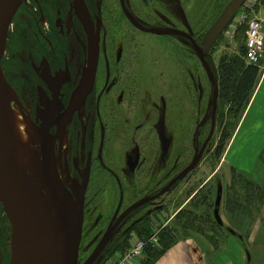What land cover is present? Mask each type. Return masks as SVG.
<instances>
[{"label":"rangeland","instance_id":"obj_1","mask_svg":"<svg viewBox=\"0 0 264 264\" xmlns=\"http://www.w3.org/2000/svg\"><path fill=\"white\" fill-rule=\"evenodd\" d=\"M99 1L107 30L108 67L121 69V77L125 82L134 77L141 87L146 89L149 87L153 91V104L143 105L149 107L154 105L155 114L145 120H142L144 119L142 115L140 116L136 142L142 155L138 156L137 160L145 158L143 165L141 160L138 166L132 160L137 166L134 171L113 169V165H110L112 159H118V162H112L114 164L121 163L122 157L117 155L108 157L106 171H97L98 168L94 167L84 203L79 264H83L97 248L104 233L124 209L159 192L173 177L192 163L195 151L200 148L209 133L213 95L207 77L188 41L179 36H156L139 32L125 23L119 11L118 0ZM231 1L125 0V4L138 22L146 28L183 31L192 35L200 45L208 29ZM245 10L246 6L239 10L232 23L205 56L211 71L217 68L223 57L243 56L247 24L241 22L240 17ZM259 16L264 17V9L259 11ZM119 59L121 61L118 64ZM263 68L264 58L260 70ZM144 84L149 85L143 86ZM140 93L141 100L147 102L146 96L151 99L150 92L147 93L141 88ZM263 95L264 82H261L256 92L255 106L236 142L230 147L229 144L235 137L244 113L240 119L233 120L227 114L228 106L218 102L215 132L197 167L163 196L134 209L107 243L108 249L102 252L94 264H106L115 254H119V251L113 250L119 242L125 241L128 251L134 241L142 240L143 238L135 232H129L128 236L126 234L131 226L144 218L150 219L152 234L156 235L166 227H173L175 230L178 220L173 219L181 210L182 212L191 210L203 217L211 214L216 224L226 226L228 220L224 209L226 205L233 206L234 202L244 200L245 192L242 186L244 181L258 185L263 196L262 202L255 200L250 211L248 210V213L254 216L253 226L256 225L259 229L252 228L251 245H248L247 238L243 237V229L238 237H229L234 245L226 246L217 264L226 262L244 264V261L246 264V259L247 264H264L262 245L264 241L255 236L256 231L258 235L260 232L264 233ZM149 107L145 109L151 110ZM164 110L167 112L166 118ZM159 113L163 116L159 117ZM224 128L230 134L223 153L224 155L229 147L224 169L227 171L230 166L237 169L233 170L234 179L229 186L223 181L222 174L216 173L220 160L214 157V150ZM156 129L163 132L168 150H161L163 147L160 148L158 143ZM38 147L39 144L36 147L37 151ZM146 148L149 150L145 151ZM93 156L99 158L101 154L94 151ZM81 169L83 172V167ZM206 181L207 184L201 188L202 183ZM187 198H190L189 201ZM185 201L187 204L183 207ZM233 208L235 209L234 206ZM213 237L219 247H223V242L228 238L221 233H216ZM240 245L244 253L237 250ZM239 253L243 262L234 258L238 257Z\"/></svg>","mask_w":264,"mask_h":264},{"label":"flooded vegetation","instance_id":"obj_2","mask_svg":"<svg viewBox=\"0 0 264 264\" xmlns=\"http://www.w3.org/2000/svg\"><path fill=\"white\" fill-rule=\"evenodd\" d=\"M83 3L95 32L99 23L98 61L88 94L82 96L80 89L89 72L90 48L73 0H23L9 25L1 70L27 117L40 129L47 151L67 170L70 180L67 188L73 198L88 168L85 203L94 167L106 171L109 156L122 157L119 165L112 163L118 162L117 158L111 161L116 170L134 171L140 160L144 164L145 158L137 160L142 155L136 142L140 116L145 120L155 113L154 105L151 110L145 109L149 105H143L153 104V91L149 87H141L134 77L125 82L121 69L108 67L107 30L100 1L83 0ZM123 4L140 24L125 0ZM118 6L125 23L135 29L123 13L120 0ZM146 85L149 84L143 86ZM141 88L151 93V99L146 96L147 102L141 100ZM166 113L164 110V118ZM157 135L161 150H168L163 132ZM94 151L101 156L94 157ZM10 236V225L0 204V264H9Z\"/></svg>","mask_w":264,"mask_h":264},{"label":"water","instance_id":"obj_3","mask_svg":"<svg viewBox=\"0 0 264 264\" xmlns=\"http://www.w3.org/2000/svg\"><path fill=\"white\" fill-rule=\"evenodd\" d=\"M23 0H0V204L7 216L11 229L10 261L9 264H78V252L82 238L84 220V196L88 183V168L82 184L75 189V196L61 185L57 171L53 165V156L47 151L44 137L40 141L38 154L41 176L48 199L53 200L66 214L68 229L63 225L57 213L45 201L35 197L25 184L15 168L10 155V130L7 110V100L4 85H7L2 70L7 33L12 18ZM74 9L88 37L90 48L89 66L86 81L80 93L88 94L93 87L95 70L99 54V23L95 32L85 10L83 0H73ZM245 0H232L219 15L217 20L206 32L201 44L198 45L192 36L179 30H157L142 27L126 11L123 0H120L123 13L138 31L156 36H179L188 41L207 77L213 95L210 107V129L192 163L173 177L159 192L153 196L141 199L126 208L102 236L99 245L83 264H94L104 251L109 240L117 232L119 226L136 208L155 201L166 194L174 185L192 172L199 164L203 153L211 141L216 125L217 101L219 96L218 84L213 72L207 65L205 56L224 32ZM157 133L161 131L157 129ZM49 216L54 224L51 241L44 231L43 218Z\"/></svg>","mask_w":264,"mask_h":264},{"label":"trees","instance_id":"obj_4","mask_svg":"<svg viewBox=\"0 0 264 264\" xmlns=\"http://www.w3.org/2000/svg\"><path fill=\"white\" fill-rule=\"evenodd\" d=\"M244 56L245 49L243 56H234L231 58L223 57L219 61L217 68L215 70L214 68L212 69L218 84L219 96L217 103L221 102L228 106L227 114L233 120L240 119L247 109L261 76L260 67L247 65L243 59ZM229 139L230 134L227 129L224 128L220 133L217 146L214 150V157L216 159L220 160L222 157ZM233 170L231 171V184L234 179ZM242 184L245 192L244 200L242 202L233 201L235 209L232 205H226L224 209V213L231 218V224L239 229L253 224L254 216L251 215L250 212L248 213V210L250 211L255 200L263 201V196L258 185L246 181L242 182ZM149 220L150 219L144 218L137 221L133 227L131 226L126 236H128L129 232H135L141 238L148 239L153 235V228L150 226ZM173 220H178L175 224L176 229L174 230L173 227H166L160 230L157 234V245L154 247L149 246L144 250L143 259H145L142 264H154L179 241L192 239L196 235L205 238L213 247L214 251L218 252L222 247L218 246L213 236H216V233L225 234V238L228 236L225 229L221 227V224L217 223V225L216 222L213 221L211 214H207L203 217L200 214L196 215V213L191 210L185 212L181 210ZM243 237L247 238L245 235ZM224 243L225 241L223 245ZM107 249L108 247H106L104 251ZM127 249L125 241H122V243L119 242L118 245L116 244L115 247H113L114 252L119 251L120 254L125 253Z\"/></svg>","mask_w":264,"mask_h":264},{"label":"bare ground","instance_id":"obj_5","mask_svg":"<svg viewBox=\"0 0 264 264\" xmlns=\"http://www.w3.org/2000/svg\"><path fill=\"white\" fill-rule=\"evenodd\" d=\"M4 93L7 100L12 162L33 195L48 203L57 213L58 218L61 219L66 229H68L66 214L53 200L47 198L44 182L39 175L40 157L36 147L41 141L40 129L30 121L19 104L16 95L7 85H4ZM61 142L64 147V135L61 138ZM53 165L57 171L60 184L67 188L70 182L67 170L57 160H53ZM43 223L45 235L51 241L54 233L53 221L49 216H45Z\"/></svg>","mask_w":264,"mask_h":264},{"label":"crops","instance_id":"obj_6","mask_svg":"<svg viewBox=\"0 0 264 264\" xmlns=\"http://www.w3.org/2000/svg\"><path fill=\"white\" fill-rule=\"evenodd\" d=\"M263 77H264V68L261 70V76H260L259 82L255 88V91L253 92L250 103L247 106V109L245 110V112L243 114L241 124H240V126H239V128L235 134V137H233L232 141L230 142L229 147L231 146V144H234V142H236L237 138L239 137V135L241 133V130L243 129V127L245 125V122H246L249 114L251 113V111L253 110V108L255 106L256 92H257L261 82L262 83L264 82ZM262 79H263V81H262ZM262 100L264 101V95L262 97ZM229 147L227 148L225 154L220 159L219 166L217 167V170H216V173L219 172L222 174L223 181L225 182V184H228V186L231 184V179H232L231 171L233 169L237 170L231 166L229 167V169L227 171L224 169L225 164H226V156L228 154ZM207 182L208 181H206L205 183H202L201 188H203L207 184ZM189 199L187 198V201H189ZM187 201H185L182 204L183 207L187 204ZM182 206L180 207L181 209L183 208ZM226 220H228L227 225L222 226V227L225 229V231L228 235L227 236L228 238L226 239L224 246L218 252L214 251L213 247L210 245V243L205 238H203L200 235H196L192 239L179 241L175 246H173L170 250H168L154 264H217V263H219V261H217V260L221 256L220 254L223 253V250L226 248V246L231 245V244L234 245L232 243V241L229 239V237H233V238L238 237V235H241L240 232L242 231V229H243V231H242L243 236L244 235L247 236L248 245H251L252 239H250V237L252 235L251 234L252 228H253V230H256L259 228L256 225L253 226V224H251L247 227L239 229L235 225L231 224V222H230L231 218L227 215H226ZM263 230H264V228H263ZM257 233L258 232L256 231L255 236H259L258 238H260L262 241H264V233L260 232L259 235ZM262 245H264V242ZM237 250H239L241 253H244V249L242 248L241 245H240V247L237 248ZM241 253H239L238 257L235 256L234 258L235 259L237 258V259H239L240 262L241 261L243 262L242 257H241ZM225 255H226V253H225ZM212 257H214V258L211 260ZM226 264H231V263L226 262ZM244 264H245V261H244ZM246 264H247V259H246Z\"/></svg>","mask_w":264,"mask_h":264},{"label":"built area","instance_id":"obj_7","mask_svg":"<svg viewBox=\"0 0 264 264\" xmlns=\"http://www.w3.org/2000/svg\"><path fill=\"white\" fill-rule=\"evenodd\" d=\"M261 0H247L245 5L246 10L250 11L256 6H259ZM241 22L247 24L245 32V61L249 65H258L264 54V19L255 18L247 22V15L244 14L240 17ZM157 244L155 236L147 240H136L132 248L123 256L109 262L108 264H137L141 259L143 250L147 246H154Z\"/></svg>","mask_w":264,"mask_h":264}]
</instances>
